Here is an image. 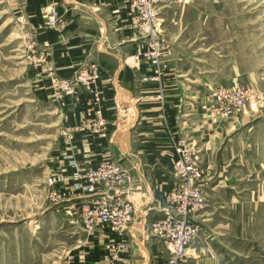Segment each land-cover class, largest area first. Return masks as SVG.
<instances>
[{
    "label": "rangeland",
    "instance_id": "374dc122",
    "mask_svg": "<svg viewBox=\"0 0 264 264\" xmlns=\"http://www.w3.org/2000/svg\"><path fill=\"white\" fill-rule=\"evenodd\" d=\"M165 1L159 18L171 56L183 57L178 73L190 74V108L207 107L227 129L201 152L190 142L206 176V211L192 216L199 232L190 247L223 264H264V0ZM24 7L0 0V264H80L77 252L93 247L91 233L71 222L82 198L72 183L91 165L76 168L73 146L87 123L106 118L97 93L81 114L77 95L94 92L100 67L61 75ZM233 89L246 93L245 106L224 115L215 94Z\"/></svg>",
    "mask_w": 264,
    "mask_h": 264
},
{
    "label": "crops",
    "instance_id": "0c3cea01",
    "mask_svg": "<svg viewBox=\"0 0 264 264\" xmlns=\"http://www.w3.org/2000/svg\"><path fill=\"white\" fill-rule=\"evenodd\" d=\"M19 1L25 3L24 11L40 31L44 54L61 75L68 77L87 63L100 67L94 92L81 91L77 98L81 114L97 93L101 100L95 104L103 109L106 126L102 131L106 136L88 134L92 151L85 154L82 145L86 133L78 134L75 140L79 150L74 155L80 163L77 168L112 158L123 161L130 174L128 197L136 212L124 249L116 251L118 238L112 232L98 231L88 235L93 248L77 252V262L82 256L80 264H123L116 261L119 252L121 257L130 258L131 264H170L163 243L145 231V225L161 218L168 208V194L175 183L174 140L185 137L201 152L208 143L220 142L227 129L212 123L207 107L195 104L190 108V74L178 73L183 57L171 56L161 80L151 78L145 62L136 58L147 41L128 0ZM165 2L159 6V15ZM52 10L58 18L55 27L47 23ZM159 21L164 35L166 27L162 18ZM91 124L85 129L89 131L86 126ZM76 192L83 195L81 190ZM198 217L202 218L201 214ZM219 258V254L204 252L200 246H189L179 264H223Z\"/></svg>",
    "mask_w": 264,
    "mask_h": 264
},
{
    "label": "built area",
    "instance_id": "2783aa9c",
    "mask_svg": "<svg viewBox=\"0 0 264 264\" xmlns=\"http://www.w3.org/2000/svg\"><path fill=\"white\" fill-rule=\"evenodd\" d=\"M161 2L162 0H128L147 41L145 49L137 53L136 58L147 64L153 73L151 78L158 81L163 77L161 69L164 62L172 55L170 42L162 34L159 21ZM50 17V22L54 24L56 22L54 10L51 11ZM99 78L100 76L96 74L94 81ZM216 97L223 105L224 115H231L246 103V93L242 89L226 90L223 94H215ZM105 126L106 123L97 121L91 124L89 131L83 128L81 133L89 132L105 137L106 134L102 131ZM83 138L82 147L91 146L86 134ZM174 148L175 162L172 175L175 183L168 194V208L161 218L147 222L145 231L163 243L170 264H179L187 255L188 247L199 232L198 223L193 221L192 216L205 207L206 194L203 191V182L206 176L199 155L190 148L188 139L183 137L174 140ZM73 149L78 151V145H74ZM62 174L58 179L69 180L64 173ZM74 177L76 188L83 191V195L73 210L71 222L89 233L112 232L118 238L119 249L116 251L124 249V241L128 238V230L136 212L134 202L128 197L127 183L130 174L124 162L107 159L98 165H91L84 173L76 172ZM58 179L51 176L48 183L54 186ZM115 258L123 264L132 263L130 258L121 257L119 252H116Z\"/></svg>",
    "mask_w": 264,
    "mask_h": 264
},
{
    "label": "water",
    "instance_id": "95a60500",
    "mask_svg": "<svg viewBox=\"0 0 264 264\" xmlns=\"http://www.w3.org/2000/svg\"><path fill=\"white\" fill-rule=\"evenodd\" d=\"M114 150L116 151V153H118V150L116 148H114Z\"/></svg>",
    "mask_w": 264,
    "mask_h": 264
}]
</instances>
